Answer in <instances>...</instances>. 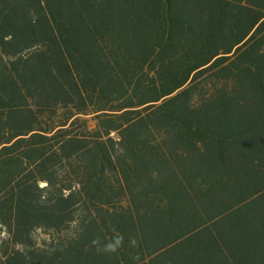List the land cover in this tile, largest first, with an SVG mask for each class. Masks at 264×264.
<instances>
[{"label":"trees","instance_id":"1","mask_svg":"<svg viewBox=\"0 0 264 264\" xmlns=\"http://www.w3.org/2000/svg\"><path fill=\"white\" fill-rule=\"evenodd\" d=\"M0 264H264V0H0Z\"/></svg>","mask_w":264,"mask_h":264},{"label":"clouds","instance_id":"2","mask_svg":"<svg viewBox=\"0 0 264 264\" xmlns=\"http://www.w3.org/2000/svg\"><path fill=\"white\" fill-rule=\"evenodd\" d=\"M130 245L135 246L136 244V240L135 238H130L129 240ZM93 245L97 246V252L100 254H104V253H114L117 251V249L119 247L122 246L123 243V237L122 236H118L114 239V241L109 242L105 245H103L102 247L99 246V238H96L92 241Z\"/></svg>","mask_w":264,"mask_h":264},{"label":"rangeland","instance_id":"3","mask_svg":"<svg viewBox=\"0 0 264 264\" xmlns=\"http://www.w3.org/2000/svg\"><path fill=\"white\" fill-rule=\"evenodd\" d=\"M36 237H37L38 239H41V238H42V236H41L40 234H37Z\"/></svg>","mask_w":264,"mask_h":264}]
</instances>
